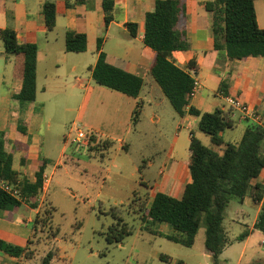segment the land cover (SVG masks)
Here are the masks:
<instances>
[{
	"label": "crops",
	"instance_id": "1",
	"mask_svg": "<svg viewBox=\"0 0 264 264\" xmlns=\"http://www.w3.org/2000/svg\"><path fill=\"white\" fill-rule=\"evenodd\" d=\"M46 1L0 0V30L12 28L21 43H33L39 48L37 97L34 102L21 104L13 98V95L23 87L20 76L21 62L16 57L6 56L0 37V131L7 130L9 133L8 150L14 155L13 167L18 173L20 184L25 181L35 183L42 160L46 162L45 187L43 195L41 194L39 198V207L35 209L25 201L20 208L0 209L1 239L21 247L28 246L29 241L33 239L34 218L40 212L50 185L58 170L64 168V160L75 144L72 141L74 134H71L74 122L82 123L88 131H95L98 140L120 142L121 149L127 151L130 150V146L125 139L139 131V127L145 123L168 126L169 131L174 134V144L171 152L161 161L159 177L154 185L144 186L145 189H156L150 194V204L158 192L180 199L186 185L192 181L188 167L191 158V137L194 134L200 139L201 131L199 117L189 113L191 106L202 112H213L218 108L229 110L232 108L228 105L226 97L234 96L254 108L262 118L260 123L245 120L239 111L232 109L236 126L231 130L240 131V136L234 143L241 140L248 126L264 125V57L231 61L226 58L224 52L216 50L214 27L217 18L215 12H209L206 8V3L210 0H185L186 16L180 22L181 28L187 30L189 49L174 52V59L192 77L191 71L196 70L201 82V90L191 100L184 116L178 114L152 76L151 67L155 52L144 43L146 15L155 9L158 0H54L57 20L52 31L47 28L43 12ZM254 1L258 24L264 29V0ZM105 2H113L111 11L113 20L109 25L105 22ZM129 24L138 25L136 36L132 35ZM69 31L87 36L86 52L74 53L66 50V34ZM100 39H103L101 51L98 50ZM101 52L106 54L110 65L143 78L144 85L138 98L100 86L95 82L93 70ZM192 61H195L197 68L188 66ZM228 76L230 95L224 96L218 90L221 81ZM138 107L141 108V115L134 126V111ZM48 109L60 110L66 118L69 117L63 124L66 130L64 142L59 143L61 150L54 148L53 141L49 145L45 143L44 133L49 134L53 129V118L48 116ZM73 113L75 119L71 120ZM20 119L27 122V134L18 132ZM159 131L164 135V128ZM153 166L154 164L150 162L148 168ZM114 167L117 171L112 168L107 170L108 178L112 173H117L116 176L123 174V168L116 165ZM66 173L71 175L72 171L67 170ZM258 181L264 185V169ZM137 185L136 183L132 187L124 201L119 202L116 199L115 206L129 204L137 192ZM106 186L104 181L103 187ZM107 195L115 199L121 193L115 191L108 192ZM263 204L264 198L261 203H256L252 197H246L240 202L242 209H235L230 226H244L246 228L244 232H248L249 236L239 241L241 233L229 239L224 228L227 245L218 264L230 263L237 256L242 260L248 255L251 257L250 264L263 260L256 259V256H264V250L261 248H264V232L254 228ZM154 229L162 234L156 236L167 240H169L167 236L181 235L167 223L157 224ZM202 231L203 228L200 229L194 246ZM255 236L256 243L259 244L257 248L253 240ZM205 241L206 238L201 256L206 260H212V253L206 248ZM222 258L224 260H221ZM19 261L18 258L0 252V264H18ZM134 263L140 264V261ZM144 263L147 264V261Z\"/></svg>",
	"mask_w": 264,
	"mask_h": 264
},
{
	"label": "trees",
	"instance_id": "2",
	"mask_svg": "<svg viewBox=\"0 0 264 264\" xmlns=\"http://www.w3.org/2000/svg\"><path fill=\"white\" fill-rule=\"evenodd\" d=\"M113 2H105V22L109 25L113 20ZM209 12H215L216 37L215 48L224 52L228 60H244L250 57H264V29L258 24L254 0H210L206 3ZM185 0H158L153 11L146 15L144 43L155 52L151 74L162 88L179 115L184 116L190 105V93L194 86L193 77L180 67L174 52L189 49L188 34L181 28L180 22L186 16ZM49 31L56 27L57 12L54 0H47L43 9ZM133 36L137 35L138 25L129 24ZM7 57L20 60V76L23 81L22 89L13 95L21 104L31 103L37 97V68L39 48L33 43H21L17 33L12 28L0 30ZM87 36L69 31L66 34V50L83 53L87 51ZM103 39L98 42V50H102ZM197 68L195 61L188 65ZM95 82L103 87L138 98L144 80L140 76L114 67L107 62L104 52L93 70ZM219 93L230 95L229 76L221 81ZM189 113L199 117V129L210 137L211 146H206L194 134L191 137V158L188 164L191 183L187 184L183 196L178 199L166 193L155 194L150 204V194L146 191L136 192L132 201L126 206L128 210L140 215L143 229L155 235H162L154 229L157 224H170L180 236H167L175 243L185 247H193L196 237L203 225L206 227V248L212 253L217 264L227 245L224 230L225 213L233 197L243 202L246 197H252L256 203L264 198V185L258 181L264 169V125L248 126L237 143H226L223 133L235 128L232 117L233 110L216 109L213 112H202L191 106ZM141 108L134 111V125L139 121ZM18 132L28 133L27 122L20 119ZM10 144L7 130L0 131V209L9 210L20 208L25 201L37 209L39 198L44 191V174L46 162L42 160L37 171L35 183L18 182V173L14 170V155L8 150ZM110 140H93L88 145L91 151H98L102 157L114 146ZM217 147V148H214ZM19 190L18 198L5 190L2 183ZM141 185H144L143 183ZM147 187V186H146ZM46 207V208H45ZM56 211L47 200L44 208L36 214L33 222L34 234L38 227H48L51 238L59 236V230L53 224V213ZM124 210L114 206L111 214L117 221L118 231L110 229L107 235L109 243H122L125 236L130 235V226L125 222L121 213ZM255 229L264 232V204L259 214ZM248 232L242 233L239 241L245 240ZM30 240L28 246L21 247L0 238V252L11 257L31 259ZM56 252L50 250L42 259L41 264H52ZM161 259L171 262L170 258L162 255ZM177 264H184L179 261ZM254 264H264L255 262Z\"/></svg>",
	"mask_w": 264,
	"mask_h": 264
},
{
	"label": "rangeland",
	"instance_id": "3",
	"mask_svg": "<svg viewBox=\"0 0 264 264\" xmlns=\"http://www.w3.org/2000/svg\"><path fill=\"white\" fill-rule=\"evenodd\" d=\"M48 116L53 118V129L49 134L44 133L45 143L49 145L53 141L54 148L61 150L59 143L64 142L66 130L63 124L69 117L66 118L56 109H48ZM70 118L74 120L75 113ZM161 128L167 133L162 135L159 131ZM69 129L70 127L67 128V132ZM199 136L206 146H211L209 136L201 132ZM239 136L240 131L237 129H228L223 133L226 143H234ZM125 142L130 146L129 151L121 149L120 142L116 141L105 158L98 151H91L89 146L76 143L73 145L64 160V168L58 170L41 207L44 208L47 200L55 207L53 224L59 230V236L51 238V230L40 225L29 247L32 258L21 259L18 264H41L43 257L50 250L56 252L52 264H135V261H140V264H146L144 263L146 261L147 264H177L182 260H185L184 264H216L213 258L206 260L201 256L206 238L205 225L202 226L203 231L196 245L185 247L145 231L140 215L133 213L132 209L128 210L126 207L128 204H119L117 207L124 210L121 214L130 226V235L125 236L122 243L108 242L107 235L110 229L118 231L121 228L119 226L115 228L117 221L111 214V208L116 205L115 200L124 201L136 183L137 192L146 191V186L154 185L159 177L161 161L173 148L174 134L165 124L155 126L145 123L139 127V131L127 137ZM150 162L154 166L149 169ZM114 165L123 168V174L116 176L117 173H112L108 178L109 168L117 171ZM67 170L72 171L71 175L66 173ZM104 181L106 187H103ZM143 182L144 185H140ZM115 191L121 193L118 198H110L107 195L108 192ZM152 191L154 193L156 189H148L149 194ZM236 208L242 209V206L239 198L233 197L224 219V228L229 239L246 230L241 225L230 226ZM253 240L257 248L259 246L258 242L256 243L257 237L255 236ZM163 253L168 255L171 262L161 260ZM239 257H235L227 264L252 263L249 255L242 260ZM256 257L258 260L263 259L259 260L260 262H264V256Z\"/></svg>",
	"mask_w": 264,
	"mask_h": 264
},
{
	"label": "built area",
	"instance_id": "4",
	"mask_svg": "<svg viewBox=\"0 0 264 264\" xmlns=\"http://www.w3.org/2000/svg\"><path fill=\"white\" fill-rule=\"evenodd\" d=\"M191 73L193 74L194 79V86L192 92L190 93L191 100L194 99L201 90V82L197 77L196 70H192ZM228 105L234 109L239 111L242 114L243 119L245 120H252L256 123H260L262 121L261 116L256 112L254 108H252L249 104L245 103L241 98L229 96L226 97ZM71 134L73 143H77L80 145L88 146L90 145L93 140H98V134L95 131H88L84 125L80 122H74L71 127ZM45 180V176H44ZM48 180V179H47ZM2 186L5 190L13 194L14 196L20 198L21 193L19 190L15 189L13 186L7 184L6 182L2 183ZM45 187V184H44Z\"/></svg>",
	"mask_w": 264,
	"mask_h": 264
}]
</instances>
